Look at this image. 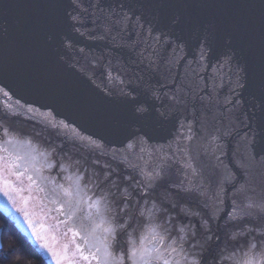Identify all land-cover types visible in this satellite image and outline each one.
I'll use <instances>...</instances> for the list:
<instances>
[{
    "label": "snow or ice",
    "instance_id": "6c2138e0",
    "mask_svg": "<svg viewBox=\"0 0 264 264\" xmlns=\"http://www.w3.org/2000/svg\"><path fill=\"white\" fill-rule=\"evenodd\" d=\"M36 7L52 11L11 27L49 102L0 79V195L33 244L54 264H264V43L257 59L243 20L183 11L210 5H139L151 20L100 0ZM68 29L106 53L89 60L91 45ZM9 30L0 23V36ZM66 70L119 105H101ZM249 87L241 120L237 89ZM30 201L70 234L61 252Z\"/></svg>",
    "mask_w": 264,
    "mask_h": 264
},
{
    "label": "water",
    "instance_id": "95a60500",
    "mask_svg": "<svg viewBox=\"0 0 264 264\" xmlns=\"http://www.w3.org/2000/svg\"><path fill=\"white\" fill-rule=\"evenodd\" d=\"M55 2V0H0V23H4L7 20L10 30L8 36H0V79H3L5 83L9 84L11 88L19 94H22L27 100H37L38 102H49L41 101L40 96L33 90L37 87L34 79V73L30 69V66L26 63V38L24 34L14 30L11 26L16 20H31L33 17L47 15L52 10L46 7H36V5H47ZM67 3V0H64ZM92 0H84L85 5L91 3ZM100 3L107 8L111 5L119 13V5L124 4L125 11L131 8L132 12L138 15H143L147 19H153V16L146 12L139 5L146 3H188V4H199V5H210V7H195L190 9H184L183 11L190 13L194 17L200 19L208 18L211 16H217L222 19H237L243 20L248 27L249 36L255 41L256 44V58L258 59L259 51L262 43L261 40V25L264 23V0H100ZM254 5V7H253ZM91 11V9H90ZM171 11H176L172 9ZM97 15H100L99 13ZM158 21V16H157ZM132 24L135 25V20H132ZM133 31L136 29L133 28ZM69 34L73 39L79 41L81 46L91 45V51H86L87 58L91 60L93 57L99 58L102 54H105L107 49L103 42H90L87 39H82L71 33L68 29ZM177 35L180 33L177 32ZM117 55V52H113V57ZM124 59H128L126 52L123 53ZM81 63L86 64V61L82 60ZM115 63V60H114ZM71 73V70H66ZM129 69V73H131ZM72 78L77 84L91 95L98 103L108 107H115L119 105V97H114L109 100L98 93L92 88V86L78 74L71 73ZM99 82V80L97 81ZM251 91L252 88L237 89L241 104L237 106L236 115L240 116L241 120H244L243 113H248L251 106ZM223 97H221V101ZM257 113V120L252 121L253 128L259 132V110H254ZM248 121H245L247 123ZM22 123L21 130L23 127L31 128L30 124ZM24 125V126H23ZM242 128V126H238ZM248 129H243L247 131ZM161 135H167L166 132H162Z\"/></svg>",
    "mask_w": 264,
    "mask_h": 264
},
{
    "label": "trees",
    "instance_id": "16d2710c",
    "mask_svg": "<svg viewBox=\"0 0 264 264\" xmlns=\"http://www.w3.org/2000/svg\"><path fill=\"white\" fill-rule=\"evenodd\" d=\"M0 264H47L25 234L1 210Z\"/></svg>",
    "mask_w": 264,
    "mask_h": 264
},
{
    "label": "rangeland",
    "instance_id": "374dc122",
    "mask_svg": "<svg viewBox=\"0 0 264 264\" xmlns=\"http://www.w3.org/2000/svg\"><path fill=\"white\" fill-rule=\"evenodd\" d=\"M24 193L23 195H25ZM7 203V208L4 207V204ZM17 205H13L6 201V199L0 195V210L5 213L7 216L10 217V219L13 221V223L16 224L17 228L21 230L24 234H26L27 240L30 242V244H33L32 238L29 233H26L24 231L25 228H27V225L25 224L23 228L20 227L19 221L23 220L22 214L16 211ZM28 211L33 214L34 218L38 221H41L45 224L46 227H50L51 230L46 233V236L48 237V243L52 246L53 250L56 252L62 251V245L69 242L67 238L62 235L64 229L63 227L56 228V213L55 212H48L47 207L41 206L38 202L30 201L28 204ZM55 236L56 239L53 240L52 237ZM70 237V234H69ZM65 240V241H64ZM37 248V251L42 256V258L47 262V264H54V259L50 256L45 255V253L39 248L38 242L34 244Z\"/></svg>",
    "mask_w": 264,
    "mask_h": 264
},
{
    "label": "flooded vegetation",
    "instance_id": "af4514ba",
    "mask_svg": "<svg viewBox=\"0 0 264 264\" xmlns=\"http://www.w3.org/2000/svg\"><path fill=\"white\" fill-rule=\"evenodd\" d=\"M14 127H16L17 125L16 124H14L13 125ZM24 126V125H23ZM23 131H25V132H29V131H31V128H29V127H23ZM26 195V194H25ZM22 232V231H21ZM23 233V232H22ZM24 234V233H23ZM26 235V234H25ZM68 239H70V237H68L67 238V240L66 241H68ZM65 241V240H64Z\"/></svg>",
    "mask_w": 264,
    "mask_h": 264
},
{
    "label": "bare ground",
    "instance_id": "6f19581e",
    "mask_svg": "<svg viewBox=\"0 0 264 264\" xmlns=\"http://www.w3.org/2000/svg\"><path fill=\"white\" fill-rule=\"evenodd\" d=\"M14 179V178H13ZM24 185L26 186L27 185V181L25 180L24 181ZM10 218V217H9ZM32 245H34V244H32ZM35 246V245H34ZM35 248H36V246H35ZM37 249V248H36ZM39 253V252H38ZM40 255V254H39Z\"/></svg>",
    "mask_w": 264,
    "mask_h": 264
}]
</instances>
